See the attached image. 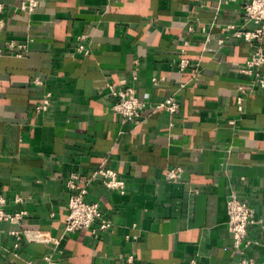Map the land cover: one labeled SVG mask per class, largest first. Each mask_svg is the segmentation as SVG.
<instances>
[{"label": "crops", "instance_id": "obj_1", "mask_svg": "<svg viewBox=\"0 0 264 264\" xmlns=\"http://www.w3.org/2000/svg\"><path fill=\"white\" fill-rule=\"evenodd\" d=\"M21 1L0 0V192L6 210L27 214L0 221V264L46 253L66 264H239L232 192L255 209L245 255L264 263V88L241 70L264 33L235 34L260 25L245 19L247 0H43L31 14ZM30 37L22 56L8 49ZM107 80L148 101L140 121L112 108ZM244 84L255 91L239 111ZM170 95L173 114L155 106ZM103 165L117 169L124 192L91 177ZM73 173L89 177L87 199L109 214V229H65Z\"/></svg>", "mask_w": 264, "mask_h": 264}, {"label": "built area", "instance_id": "obj_2", "mask_svg": "<svg viewBox=\"0 0 264 264\" xmlns=\"http://www.w3.org/2000/svg\"><path fill=\"white\" fill-rule=\"evenodd\" d=\"M43 0H22L20 8L23 11L31 14L36 11L37 7ZM3 9V4L0 3V10ZM245 19L254 20L260 25L253 30H245L244 32L236 31L235 34L243 36L246 40L256 39L261 40L264 33V0H247L245 5ZM4 23L0 20V25ZM234 24H229L224 27L226 30L234 29ZM87 38L86 34L78 35V39L84 40ZM30 37L26 41H10L8 49L18 48L15 54L22 56L24 49L29 45ZM80 51L89 52L91 45L80 43L78 45ZM6 51V49L0 46V53ZM190 63L189 59L182 58L180 60V66L186 67ZM264 45L259 43L250 57L241 66V70L251 74L254 82H257L260 87L264 88ZM156 81L157 79L154 78ZM40 81V80H38ZM105 85L112 98V108L121 114L123 120H135L140 121V116L143 108L148 105V101L140 97L133 85H118L116 82L107 80ZM236 103L239 111L244 110V103L246 96L255 91L254 85H239L237 88ZM52 92L49 90L46 92L45 98L37 104L38 109H47L51 103ZM157 108H164L171 114L179 111L180 105L174 95L166 97L163 101H160L155 105ZM183 171L182 166L172 167L169 169L167 176L169 178H176ZM93 178H99L109 188L120 189L121 192L125 191V180L119 175L117 169L111 166H100L96 169L92 176ZM89 177L86 175H80L73 173L70 175L67 183L69 188V200H68V213L66 215L65 229L67 231H76L83 228H92L93 230H107L112 224V220L108 213L102 208L101 204L97 200L87 199L88 187L86 182ZM6 197L0 192V221L3 220H24L27 214V210L21 209L16 211H8L5 208ZM227 211H228V226L233 236V245L241 252V258L239 264H264L262 261L245 255L244 246L250 241L247 239L248 228L251 223L254 222L255 209L250 201L241 198L238 193L232 192L227 199ZM23 236L30 240H38L44 242H52L54 245L59 243L60 238L51 236L40 229H25ZM129 237V235H127ZM21 237V234L19 235ZM18 245V243H16ZM129 260H133V256H129ZM29 264H66L58 258H54L52 253H46L44 259L41 262L34 263L32 260ZM192 264H197L195 260Z\"/></svg>", "mask_w": 264, "mask_h": 264}]
</instances>
